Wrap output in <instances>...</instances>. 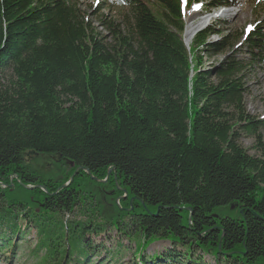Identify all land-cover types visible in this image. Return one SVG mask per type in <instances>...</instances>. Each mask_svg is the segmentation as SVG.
I'll return each instance as SVG.
<instances>
[{"label": "trees", "instance_id": "1", "mask_svg": "<svg viewBox=\"0 0 264 264\" xmlns=\"http://www.w3.org/2000/svg\"><path fill=\"white\" fill-rule=\"evenodd\" d=\"M112 1L126 33L103 18L105 41L76 0H0V258L31 231L36 264H264V118L246 112L244 63L204 67L227 43L212 24L184 45L200 0ZM242 45L262 60L264 21ZM30 152L67 170L39 174Z\"/></svg>", "mask_w": 264, "mask_h": 264}, {"label": "rangeland", "instance_id": "2", "mask_svg": "<svg viewBox=\"0 0 264 264\" xmlns=\"http://www.w3.org/2000/svg\"><path fill=\"white\" fill-rule=\"evenodd\" d=\"M81 10L85 11L88 20L96 27L100 36L109 41V32L101 23V19L105 18L109 21H114L120 25L121 30L126 33L123 21L127 9H123L120 4L112 0H76ZM211 0H200V7L194 10V7L185 12L184 15V28L187 22L196 23L199 25L198 29L194 32L191 40H187L184 30L182 32V41L184 45L189 48L194 35L212 24L215 27L213 34L208 37V42H219L223 38H227V43L213 52H202L203 65L205 68H211L217 65L220 61L231 56L244 63L242 71V81L246 90L244 95V106L246 112L255 117L264 118V56H260L262 60H256L246 48L242 45L243 34L251 25L252 27L259 22L264 21V0H233V5L212 7L209 5ZM251 27V28H252ZM264 53V52H263ZM263 144H264V131H262ZM239 143L250 155H258L254 149L253 138L241 136ZM27 156V155H26ZM26 161L32 168L38 171L39 174H50L59 172L58 175L63 174L60 171H66L67 166L58 162L56 158L38 155H28ZM66 173V172H65ZM66 185V184H64ZM75 219L80 217L76 214ZM114 232L109 235L103 236L100 240L104 241L108 247L113 246ZM22 250L18 258L12 259L10 263L0 258V264H36V260L28 259V250L31 249L35 243L34 233L28 231L21 241ZM130 249L133 244H130ZM169 247L166 241H156L149 245L145 250L146 255L153 252H162ZM96 258L95 255H92ZM203 259L206 264H215V261L210 255L205 254ZM132 255L130 250L124 252L118 262L112 264H131Z\"/></svg>", "mask_w": 264, "mask_h": 264}, {"label": "bare ground", "instance_id": "3", "mask_svg": "<svg viewBox=\"0 0 264 264\" xmlns=\"http://www.w3.org/2000/svg\"><path fill=\"white\" fill-rule=\"evenodd\" d=\"M199 25L196 23L187 22L184 28L185 37L187 40H191L194 32L198 29Z\"/></svg>", "mask_w": 264, "mask_h": 264}, {"label": "snow or ice", "instance_id": "4", "mask_svg": "<svg viewBox=\"0 0 264 264\" xmlns=\"http://www.w3.org/2000/svg\"><path fill=\"white\" fill-rule=\"evenodd\" d=\"M184 2H186V0H184ZM194 7V10L198 9L200 6L199 5H193ZM251 25L249 26V28L247 29V31H250L251 30Z\"/></svg>", "mask_w": 264, "mask_h": 264}, {"label": "water", "instance_id": "5", "mask_svg": "<svg viewBox=\"0 0 264 264\" xmlns=\"http://www.w3.org/2000/svg\"><path fill=\"white\" fill-rule=\"evenodd\" d=\"M28 155H37V153H35V152H30V153H28L27 154V157H28ZM78 169H76V171H77ZM86 172L88 173V171L86 170Z\"/></svg>", "mask_w": 264, "mask_h": 264}]
</instances>
